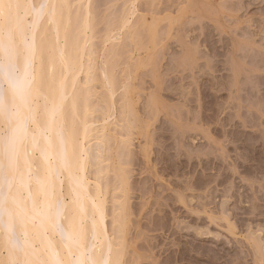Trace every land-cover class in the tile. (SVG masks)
I'll list each match as a JSON object with an SVG mask.
<instances>
[{
	"label": "rangeland",
	"instance_id": "obj_1",
	"mask_svg": "<svg viewBox=\"0 0 264 264\" xmlns=\"http://www.w3.org/2000/svg\"><path fill=\"white\" fill-rule=\"evenodd\" d=\"M67 2L62 43L72 56L83 47L92 68L68 120L92 111L87 174L123 237L122 264H260L264 0Z\"/></svg>",
	"mask_w": 264,
	"mask_h": 264
},
{
	"label": "bare ground",
	"instance_id": "obj_2",
	"mask_svg": "<svg viewBox=\"0 0 264 264\" xmlns=\"http://www.w3.org/2000/svg\"><path fill=\"white\" fill-rule=\"evenodd\" d=\"M67 10V0H0V264L123 262V237L112 238L105 195L87 174L92 111L85 105L78 127L68 120L74 88L92 68L83 47L72 56L62 43ZM114 220L125 232L126 219Z\"/></svg>",
	"mask_w": 264,
	"mask_h": 264
},
{
	"label": "snow or ice",
	"instance_id": "obj_3",
	"mask_svg": "<svg viewBox=\"0 0 264 264\" xmlns=\"http://www.w3.org/2000/svg\"><path fill=\"white\" fill-rule=\"evenodd\" d=\"M222 183L224 184V190H223V192L221 194L224 195L225 198H227V191H228L227 182L226 181H222ZM213 191L216 192L217 189L213 188ZM260 264H264V258L261 259Z\"/></svg>",
	"mask_w": 264,
	"mask_h": 264
}]
</instances>
